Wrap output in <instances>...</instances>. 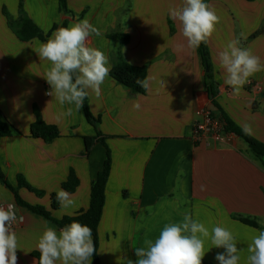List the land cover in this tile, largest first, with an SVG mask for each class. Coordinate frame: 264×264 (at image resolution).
Here are the masks:
<instances>
[{"label":"crops","instance_id":"1","mask_svg":"<svg viewBox=\"0 0 264 264\" xmlns=\"http://www.w3.org/2000/svg\"><path fill=\"white\" fill-rule=\"evenodd\" d=\"M67 2L70 13L61 11L59 0H23L28 16L50 36L64 24L89 20L100 32L89 37V46L109 56L111 69L119 49L125 62L146 66L149 87L145 94H134L109 75L101 95L89 90L87 97L90 111L100 119L97 127L89 123L83 108L64 115L70 106H61L47 94L50 86L43 76L50 64L35 52L45 41L19 40L7 27L2 7L17 18L21 0H0V110L13 129L0 141V166L10 186L18 187L22 176L30 187L44 192L41 197L19 188L24 201L44 206L56 219L75 215L89 208L92 185L108 149L111 171L98 229L100 264L135 262L136 247H147L165 224L180 222L185 213L209 230L215 225L229 229L239 242L240 264H247L248 245L258 229L237 218L264 221V161L236 135L225 142L201 144L193 143L191 136L197 111L205 108L215 115L225 113L264 143V71L250 77L241 94L234 96L218 62V53L234 39L264 62V0H205L220 17L206 42L218 107L207 90L198 49L187 46L179 24L168 15L169 6H182L183 0ZM228 2L232 6L227 10ZM111 33L128 34L129 41L121 45L107 37ZM134 102L140 104L139 110L133 108ZM35 107L60 131L50 143L31 136ZM98 133L102 137L86 154L85 138ZM71 169L79 179L71 193L74 205L53 210L51 196L63 189ZM8 204L23 217L14 228L20 248L17 264H39L33 254L39 253L40 235L46 224L59 227L18 205L13 191L0 181V206ZM211 247L206 240L205 250ZM223 251L212 247L203 261L218 264L215 256Z\"/></svg>","mask_w":264,"mask_h":264},{"label":"clouds","instance_id":"2","mask_svg":"<svg viewBox=\"0 0 264 264\" xmlns=\"http://www.w3.org/2000/svg\"><path fill=\"white\" fill-rule=\"evenodd\" d=\"M168 15L179 24L187 46L193 50L207 42L220 22L205 0H183L182 6L170 5ZM93 34L99 36L100 32L89 20H79L57 28L35 50L41 60L50 64L43 76L50 86L47 94L54 96L61 106H70L64 115L71 116L74 109L80 111L89 90L99 97L101 86L110 75L109 56L89 46L88 40ZM218 62L225 73L224 83L232 88L234 96L241 94L250 77L264 71L261 58L251 49L241 47L239 39L226 44L218 53ZM137 83L144 89L149 87L147 80ZM133 108L139 110L140 104L134 102ZM56 199L62 209L74 205L72 194L62 188L57 190ZM16 220L14 205L0 206V264H17L16 253L20 248L13 229ZM258 223L261 229L256 230L248 245L247 264H264V221ZM206 240H210L212 247L224 249L215 256L218 264H240L235 235L221 225L209 230L190 213H185L180 222L165 224L154 241L146 242L147 247H136L137 260H128L127 264H202L206 252L212 248L205 250ZM36 247L40 253L39 264H91L96 251L92 229L75 220L59 229L46 224Z\"/></svg>","mask_w":264,"mask_h":264},{"label":"trees","instance_id":"3","mask_svg":"<svg viewBox=\"0 0 264 264\" xmlns=\"http://www.w3.org/2000/svg\"><path fill=\"white\" fill-rule=\"evenodd\" d=\"M252 2L254 0H246ZM60 9L65 13H70L68 8L67 0H59ZM24 3L21 0L19 7V18L17 20L9 19V23L11 29L14 31L16 36L21 41H31L33 39H39L46 41L50 33L47 34L43 32L28 16V14L24 11ZM62 27H67L64 24ZM57 28V26H55ZM107 37L112 41H119L121 45H124L129 41V35L123 33H111L108 34ZM199 54L202 57L203 65L206 70L205 81L207 85V90L209 91L210 96L212 97V102L215 106L218 107L216 102L217 96V87L216 82L213 79V66L211 64L210 52L208 49L207 43H202L199 48H197ZM111 77L122 86L129 88L134 94H145L147 89L142 88L137 81L138 80H147V67L146 66H133L124 61L122 57L121 50L119 49L113 55V67L110 72ZM85 115L89 123H91L94 127H97L99 118H96L89 109L87 98L84 100L83 106ZM214 114V113H213ZM215 115V114H214ZM219 116V115H217ZM219 117H221L226 123V130L234 133L236 136L242 138L249 148L254 152V154L264 161V143L259 142L255 138H253L250 134H248L245 130L239 127L231 118H229L225 113H222ZM13 134L12 127L3 119L2 113L0 110V141L2 138L11 136ZM31 136L36 139H42L43 141L50 143L53 140L57 139L60 136V131L57 126L47 124L44 120L38 119L31 126ZM102 135L98 133L94 137H86L85 145H86V154L89 153L91 147L94 145L96 141H98ZM1 161V157H0ZM111 171V153L107 149L106 159L104 163V167L101 172L98 173L91 189V200L90 206L87 210L79 211L75 215L64 216L61 219H56L53 217L51 211L46 209L41 205H31L24 201L19 194V188H27L32 192H35L38 196H43L44 192L33 189L29 186V184L25 181L22 176L18 177V187H12L7 181V178L0 166V181L9 187L13 194L15 195V199L18 205L27 208L34 214L40 215L51 220L55 223L59 228L63 227L66 224L71 223L72 221H77L81 224H86L92 229L93 240L96 247V251L92 257L93 264H100V260L98 257V249H99V240H98V229L101 222V218L103 215V210L105 206L106 200V188L107 182L109 179ZM79 186V179L77 177L76 172L71 169L67 180L63 183V189L69 193H73L76 191ZM52 209L57 210L60 208V204L56 199V194H52ZM241 223L253 227L255 229H261V225L255 219L250 218H237ZM40 253L35 252L33 254L39 261ZM202 264H208L207 262L202 260Z\"/></svg>","mask_w":264,"mask_h":264},{"label":"built area","instance_id":"4","mask_svg":"<svg viewBox=\"0 0 264 264\" xmlns=\"http://www.w3.org/2000/svg\"><path fill=\"white\" fill-rule=\"evenodd\" d=\"M198 119L193 123L191 140L195 144L213 142H225L235 134L226 130L225 121L213 114L210 109H199ZM6 207V206H5ZM16 210V208H15ZM17 213V212H16ZM23 222V217L17 214V220L13 229Z\"/></svg>","mask_w":264,"mask_h":264},{"label":"rangeland","instance_id":"5","mask_svg":"<svg viewBox=\"0 0 264 264\" xmlns=\"http://www.w3.org/2000/svg\"><path fill=\"white\" fill-rule=\"evenodd\" d=\"M128 1H130V0H128ZM128 5H131V3H128ZM229 6H232V4L230 3V2H228V4H227V10L229 9ZM19 7H20V5H19ZM226 7V6H225ZM25 9V8H24ZM25 12H26V10H24ZM19 12V11H18ZM27 13V12H26ZM2 14H3V16L6 18V22H7V27L12 31V33L16 36V34L14 33V31L11 29V26H10V23H9V19L11 18V19H14V20H17L18 18H19V15H18V17L17 18H14V17H12L11 16V14L9 13V10L7 9V7L6 6H3L2 7ZM43 31V30H42ZM44 32V31H43ZM47 34H49V32L47 33ZM17 37V36H16ZM50 37V36H49ZM18 38V37H17ZM41 41H43V40H41ZM23 42H28V41H23ZM34 112H35V115H36V120H35V122L38 120V119H42L43 120V118H42V116H41V113L39 112V110H38V108H34Z\"/></svg>","mask_w":264,"mask_h":264}]
</instances>
